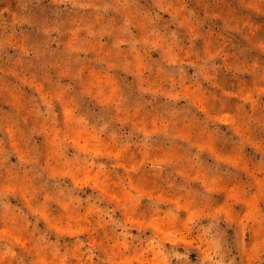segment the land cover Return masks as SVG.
<instances>
[{"label":"clouds","instance_id":"9594fccd","mask_svg":"<svg viewBox=\"0 0 264 264\" xmlns=\"http://www.w3.org/2000/svg\"><path fill=\"white\" fill-rule=\"evenodd\" d=\"M201 7L0 0V80L16 81L0 86L9 97L0 112V264H26L25 256L27 264H264V209L246 199L264 200V190L242 165L251 151L264 171V149L247 138L253 127L264 130V87L236 97L233 125L242 134L220 132L225 125L198 106L204 85L226 70L264 85L261 41L242 43L258 31L248 21H264V0H237L239 15L220 16L210 0ZM218 24L222 43L210 39ZM224 48L240 62L227 66ZM253 99L260 115L246 111ZM212 143L240 160L218 156ZM132 148L145 158L125 167ZM142 172L163 186L137 188ZM113 176L120 199L108 195ZM240 177L241 196L217 207L220 184ZM53 206L61 214L51 215ZM85 232H103L104 241L83 240ZM66 236L75 237L71 247ZM25 237L32 247L18 255Z\"/></svg>","mask_w":264,"mask_h":264},{"label":"rangeland","instance_id":"374dc122","mask_svg":"<svg viewBox=\"0 0 264 264\" xmlns=\"http://www.w3.org/2000/svg\"><path fill=\"white\" fill-rule=\"evenodd\" d=\"M237 0H210L211 6L215 9V11L220 16H228V15H239L240 10L236 7ZM184 3L187 7L192 8L194 10H199L201 14H203L204 9L197 8L198 5L202 4V0H184ZM14 10V5H12ZM168 15H163L164 20H168ZM249 23H253L254 28L258 29V31H254L252 33L246 34L243 44H252L256 42L257 39L261 41V46L264 47V21H248ZM222 33L219 30V24L217 27L211 29L210 39L215 43H222L219 40V37ZM225 60L224 63L227 66H231L233 63H238L242 58L238 56H234L233 53L228 49L224 48ZM260 60H264V56L259 57ZM257 63L259 61H256ZM16 83L15 79L10 76H5L3 80H0V86L11 88ZM264 85L257 83L256 81L245 77L242 81L237 82L231 79L230 74L227 70L224 73H221L215 82L213 87H209L207 84L204 85V93L200 96L198 100V106L203 112H208L216 116L225 127H221L219 129L220 132L225 135H233V134H242V129L239 125H233V121L237 117V111L239 105L237 104L236 97L239 95L241 90L245 91L246 96H252L253 90L257 88H262ZM192 86L189 84L185 88L186 93H190L192 91ZM215 98V99H214ZM8 92L3 91L0 92V112L8 111ZM256 101L253 99V104L251 107L247 108L246 111L249 115H260V113L256 109ZM260 103H264V100H261ZM221 104H223V108H221ZM228 126H231V131ZM198 135H202V133L198 132ZM247 138L252 141L253 146L264 149V130L253 127L248 133ZM211 150L214 151L218 156L223 155L226 159H236L240 160V157L234 155L230 150H228L227 146L221 145L219 143H212ZM166 153H154L150 155H164ZM252 153L249 151V156ZM249 156H245L242 160L244 176L251 178L253 183L257 189L264 190V171H260L256 165L259 157H255L254 159H250ZM145 157L141 154V152L132 148L129 150V153L122 157V162L125 164V167L135 166L139 161L143 160ZM120 174L123 175V169L120 170ZM116 177H111V188L108 192V195L115 199L121 198L120 190L115 187ZM133 184L140 188L142 191H153L157 186L162 187L161 181L154 176L150 172H142L138 177L133 178ZM246 185V180L244 177L238 178L235 182H224L220 184V191L223 195V200L217 207H227L232 198L240 197L242 190ZM89 195H91V189L86 190ZM255 193H253V197H247V201L249 203L255 202L256 207L264 209V200H255ZM13 204H16V201H12ZM233 211H239V209L232 204ZM50 214L55 216L59 213V210L53 206L50 210ZM120 213H117L119 216ZM94 223V221H92ZM86 224H81V227H86ZM41 229L45 227L44 222L42 221L39 225ZM60 227V225H57ZM0 229L7 231L3 225H0ZM133 235L137 233L136 229H133ZM83 240L88 242L101 243L104 241L103 232H99L97 234H91L89 232H85L80 237ZM51 239L55 240V236L51 237ZM62 243H66L71 247L75 242V237L66 236L62 239ZM31 243L27 240V238H23L21 240V244L16 247V251L18 255H25V250L31 248ZM104 247L107 248V242H104ZM97 255L103 257L104 253L101 251L97 252ZM26 264L29 259L25 256ZM4 264H7V261H4ZM72 264H80V260L73 258ZM96 264H99L97 261ZM135 264V261L133 262ZM244 264H250L249 259L247 257L244 258Z\"/></svg>","mask_w":264,"mask_h":264}]
</instances>
